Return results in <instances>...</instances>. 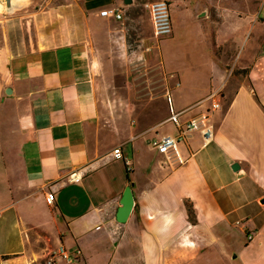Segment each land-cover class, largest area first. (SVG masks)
<instances>
[{
  "label": "crops",
  "instance_id": "crops-1",
  "mask_svg": "<svg viewBox=\"0 0 264 264\" xmlns=\"http://www.w3.org/2000/svg\"><path fill=\"white\" fill-rule=\"evenodd\" d=\"M147 1L1 5L0 264H45L60 244L78 252L70 264H264V0H167L172 32L160 40L184 20L209 74L178 104L185 72L169 45L164 57L159 49L173 73L164 112L150 109L160 97H102L128 83V62L153 32L149 12L138 13ZM111 7L122 19L99 14ZM210 94L221 105L212 138L190 131L178 144L184 163L169 166L151 140L204 113ZM76 170L80 180L67 181ZM128 186L133 207L120 223Z\"/></svg>",
  "mask_w": 264,
  "mask_h": 264
},
{
  "label": "rangeland",
  "instance_id": "rangeland-1",
  "mask_svg": "<svg viewBox=\"0 0 264 264\" xmlns=\"http://www.w3.org/2000/svg\"><path fill=\"white\" fill-rule=\"evenodd\" d=\"M39 1L43 2L45 0ZM147 2H144L140 6L141 11H138V13L140 12L141 15H144L145 19L146 17L147 19L149 18L144 7V4ZM175 25L176 28L173 31L171 39L160 40V38L154 36L151 30L148 32V35L145 34L143 36L142 46L139 48L140 52L128 62L126 73L128 83L124 85H105L102 91L104 99L107 96L116 98L117 93L121 95L127 94L132 101L137 98H145L147 100L148 98L160 97L150 102V109L155 106V108H159L158 111L160 109L162 112L166 111L167 98L163 95L166 92L169 94L173 91V87L167 83V80L173 73L164 67L158 52L161 49L162 56L164 57L165 48L168 45L174 56L173 66H178L185 72V85L182 86L181 79V86L175 91L173 100H177L178 104H180L179 99L181 98L188 101L196 93L207 87L209 66H207L205 58L202 57L201 49L198 48L199 45L193 43L194 38L191 36V28H187L186 22L181 18L177 19ZM128 40H132V34L128 35ZM173 94L174 91L172 92ZM117 102L118 104L121 103V101ZM168 129L169 125L167 124L161 127L162 132H166ZM242 245L243 243L239 244V247Z\"/></svg>",
  "mask_w": 264,
  "mask_h": 264
},
{
  "label": "built area",
  "instance_id": "built-area-1",
  "mask_svg": "<svg viewBox=\"0 0 264 264\" xmlns=\"http://www.w3.org/2000/svg\"><path fill=\"white\" fill-rule=\"evenodd\" d=\"M144 7L150 14L154 36L156 38L169 36L172 32V23L167 0L147 2L144 4ZM99 14L104 17H112L116 20H120L123 17V11L120 7L106 8L101 10ZM206 100L209 101V108L204 113H201L199 116L194 117L181 125L175 135L163 134L151 140L150 144L163 155L169 166L176 167L184 163V158L179 151L178 144L184 140L185 136L190 131L199 130L205 141L212 138L213 128L208 122V118L210 113L220 109L221 105L219 101L215 99V94L208 95ZM169 120L176 121V114H172L169 117ZM112 153L116 159L123 158L122 151L119 146L115 147ZM80 178L81 176L77 170L70 172L66 176V180L69 182H77ZM53 200L54 194L52 192H47L45 195L46 203L51 204ZM76 255H78V252L72 254L60 244L48 254L45 258V264H59L58 262L60 260L66 264H70L75 260Z\"/></svg>",
  "mask_w": 264,
  "mask_h": 264
},
{
  "label": "water",
  "instance_id": "water-1",
  "mask_svg": "<svg viewBox=\"0 0 264 264\" xmlns=\"http://www.w3.org/2000/svg\"><path fill=\"white\" fill-rule=\"evenodd\" d=\"M127 2H129L130 0H126ZM6 4V6L9 5V0H0V5ZM8 92V90L6 91ZM231 168L233 170H237L239 168L238 163H233ZM133 202H134V198H133V193H132V189L130 186H128L121 197V206L117 209L116 212V220L120 223L125 222V220L127 219L132 207H133Z\"/></svg>",
  "mask_w": 264,
  "mask_h": 264
},
{
  "label": "bare ground",
  "instance_id": "bare-ground-1",
  "mask_svg": "<svg viewBox=\"0 0 264 264\" xmlns=\"http://www.w3.org/2000/svg\"><path fill=\"white\" fill-rule=\"evenodd\" d=\"M0 8H1V5H0Z\"/></svg>",
  "mask_w": 264,
  "mask_h": 264
}]
</instances>
